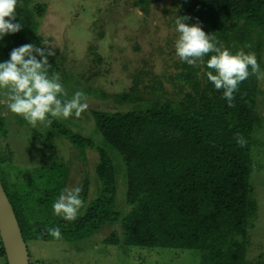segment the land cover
<instances>
[{
    "label": "trees",
    "instance_id": "1",
    "mask_svg": "<svg viewBox=\"0 0 264 264\" xmlns=\"http://www.w3.org/2000/svg\"><path fill=\"white\" fill-rule=\"evenodd\" d=\"M32 2L18 0L15 22L23 27L0 39V62L23 44L42 46L39 25L46 4ZM149 2L134 4L147 12ZM178 16L189 17V24L199 23L233 54L241 49L255 52L262 65L264 0H184ZM213 54L203 58L201 67L182 61L176 65L181 68L173 80L181 90L187 89L180 98L145 97L137 93L135 80L130 91L110 95L114 103L129 108H88L93 128L87 135L68 120H53L48 128L49 163L31 170L21 187H8L0 176L25 242L84 239L110 227L105 242L111 244L195 249L200 264H264V256L249 260L246 255L257 217L250 174L255 168L254 134L263 122L256 110L258 79L250 75L240 83L235 106L229 107L223 90H215L207 79L206 73L213 71L207 60ZM49 63V75L64 74L56 55ZM70 78L64 74L60 80L69 97L78 91L73 84H79ZM154 82L152 88H162L160 81ZM15 117L21 124L27 122ZM236 133L247 140L245 147L236 144ZM7 135L6 118L0 113V137ZM57 138L66 139L82 159L86 149L97 155L92 175L83 170L84 178L76 186L85 207L73 222L55 215L52 208L61 191L70 189L71 165L57 150ZM12 154L0 150V164L12 162ZM92 183L95 192L89 198ZM53 227L60 228L62 239L47 233ZM0 256L6 264L1 241Z\"/></svg>",
    "mask_w": 264,
    "mask_h": 264
},
{
    "label": "rangeland",
    "instance_id": "2",
    "mask_svg": "<svg viewBox=\"0 0 264 264\" xmlns=\"http://www.w3.org/2000/svg\"><path fill=\"white\" fill-rule=\"evenodd\" d=\"M135 0H33L45 3L40 18L39 33L56 47V57L64 74L78 91L88 96V108L121 110L128 104L113 102L111 94L130 91L137 80V93L143 96L161 94L182 97L184 91L173 80L181 62L175 52V19L184 0H150L143 12ZM264 54V53H263ZM264 73V60L261 62ZM197 66H202L198 61ZM204 70V67L201 68ZM63 73L60 74L62 80ZM154 80L162 83V90ZM256 110L262 116L261 128L254 134L252 149L255 168L250 174L257 217L250 229L247 258L264 256V79L257 83ZM158 89V90H157ZM108 95V96H107ZM8 135L0 137V150L12 151V162L0 164V176L8 187H21L31 170L49 163L48 128H33L21 124L15 114L0 104ZM74 129L87 135L93 128L88 109L80 118L67 119ZM57 150L71 165L67 175L70 189L80 185L83 170L92 175L96 152L86 149L82 159L75 148L62 138L56 139ZM95 185H90L89 198ZM128 209L127 206L124 208ZM118 228V225H115ZM110 227L88 238L71 241H26L29 264H200L195 249L149 248L105 242ZM2 263V260H0Z\"/></svg>",
    "mask_w": 264,
    "mask_h": 264
},
{
    "label": "clouds",
    "instance_id": "3",
    "mask_svg": "<svg viewBox=\"0 0 264 264\" xmlns=\"http://www.w3.org/2000/svg\"><path fill=\"white\" fill-rule=\"evenodd\" d=\"M17 2L0 0V39L18 33L23 27L15 22ZM189 19L187 16L175 19V30L179 33L175 41L176 55L182 62L195 67L198 61L203 62L205 56L215 53L207 60V68L215 74L208 71L207 79L215 90H223L222 98L229 107H234V93L239 91L240 83L250 75H255L258 80L264 79L255 52L245 53L241 49L233 54L214 35L206 33L199 23H187ZM41 45L27 43L13 48L10 58L0 62V104H5L8 111L21 116L33 128H49L53 120H67L73 115L80 118L89 107L86 93L76 91L69 97L60 81V74L53 72L49 75V57L56 55V47L49 40H44ZM234 139L241 148L247 145V140L240 133H236ZM80 193L79 187L63 189L52 204L54 214L68 222L75 221L79 210L85 207ZM46 231L54 239H62L59 227Z\"/></svg>",
    "mask_w": 264,
    "mask_h": 264
},
{
    "label": "water",
    "instance_id": "4",
    "mask_svg": "<svg viewBox=\"0 0 264 264\" xmlns=\"http://www.w3.org/2000/svg\"><path fill=\"white\" fill-rule=\"evenodd\" d=\"M0 241L6 264H29L26 242L0 179Z\"/></svg>",
    "mask_w": 264,
    "mask_h": 264
},
{
    "label": "crops",
    "instance_id": "5",
    "mask_svg": "<svg viewBox=\"0 0 264 264\" xmlns=\"http://www.w3.org/2000/svg\"><path fill=\"white\" fill-rule=\"evenodd\" d=\"M0 260H2V263H0V264H5V261L1 256H0Z\"/></svg>",
    "mask_w": 264,
    "mask_h": 264
}]
</instances>
